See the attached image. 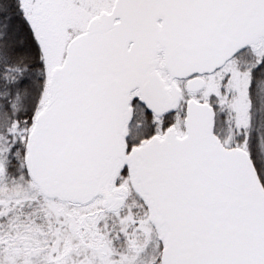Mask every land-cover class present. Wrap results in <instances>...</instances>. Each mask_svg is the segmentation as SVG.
Returning a JSON list of instances; mask_svg holds the SVG:
<instances>
[{
  "label": "snow or ice",
  "instance_id": "obj_1",
  "mask_svg": "<svg viewBox=\"0 0 264 264\" xmlns=\"http://www.w3.org/2000/svg\"><path fill=\"white\" fill-rule=\"evenodd\" d=\"M0 264H264V0H0Z\"/></svg>",
  "mask_w": 264,
  "mask_h": 264
}]
</instances>
